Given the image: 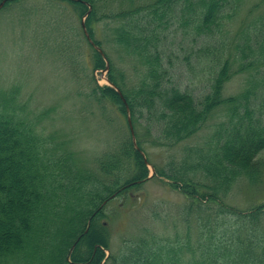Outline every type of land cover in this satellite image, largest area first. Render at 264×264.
<instances>
[{"label":"trees","instance_id":"1","mask_svg":"<svg viewBox=\"0 0 264 264\" xmlns=\"http://www.w3.org/2000/svg\"><path fill=\"white\" fill-rule=\"evenodd\" d=\"M54 2L79 20L90 8L91 41L101 49L94 29L103 22L104 41L128 59L129 75L85 37L91 71L106 70L107 61L106 80L125 103L94 79L81 99L104 118L108 104L122 116L127 106L136 140L127 125L89 165L77 135L42 130L54 108L31 109L17 86L0 90V264H264V203L242 210L225 200L236 182L258 183L264 173V13L235 31L241 0H9L0 17L44 26L52 44L69 40V16ZM236 76L240 90L225 95ZM218 115L207 137L188 143ZM145 147L181 149L152 167L189 201L179 214L185 229L144 230L106 255L104 207L148 179Z\"/></svg>","mask_w":264,"mask_h":264},{"label":"rangeland","instance_id":"2","mask_svg":"<svg viewBox=\"0 0 264 264\" xmlns=\"http://www.w3.org/2000/svg\"><path fill=\"white\" fill-rule=\"evenodd\" d=\"M33 3L44 4L45 0H33ZM53 4L60 7L65 16H69L63 19L62 25L63 28L71 29L69 40L58 37L57 43L52 44L45 39L50 38V35L44 26H33L36 23L31 22V26L26 27L17 17L5 11L0 17V90L17 86L20 88L19 97L28 99L31 109L39 111L54 108V118L44 122L42 130L46 134L56 131L69 137L77 135L75 144L81 151L80 155L89 165H93L96 154L105 151L116 139L117 133L127 129V116L117 114L108 104V117H100L96 109L84 105L81 97L89 91L93 79L100 86L107 85L106 71H91V47L81 27L86 15L79 20L65 3ZM263 13L264 0H241L231 29L235 31L243 20L256 18ZM109 25H112L110 21ZM107 33L109 30L104 28L103 22H99L94 29L95 39L103 42L101 49L113 64L129 75L131 69L128 59L120 50L107 45L104 41ZM75 54L77 58L73 61L71 58ZM179 71L182 72L183 80L189 77L184 69ZM240 87L241 76L233 77L225 85L224 94H235ZM219 117L209 121L188 143H198L207 137L211 125ZM142 133L138 127L137 134L141 136ZM145 151L151 163L149 176L152 177L137 189L113 198L104 207L105 218L102 221L108 229L111 248L105 251L106 255L111 251L118 252L124 242L135 240L144 230L170 235L174 230L181 232L185 229V225L179 222V214L189 201L178 191L172 190L167 180L157 176L152 167L163 166L171 155L179 157L181 149L145 147ZM263 157L264 152L258 159ZM225 200L242 210L264 203V173L258 183L251 184L245 179L236 182Z\"/></svg>","mask_w":264,"mask_h":264},{"label":"water","instance_id":"3","mask_svg":"<svg viewBox=\"0 0 264 264\" xmlns=\"http://www.w3.org/2000/svg\"><path fill=\"white\" fill-rule=\"evenodd\" d=\"M7 1H9V0H2V1L0 2V9L3 7L4 3L7 2ZM71 1H78V0H71ZM89 12H90V8L88 9L87 14H88ZM81 25H82V29H83V31H84V34H85L87 40H88V41L90 42V44L94 47V49H96V50L99 52V54L104 58V55H103V53H102V50H101L99 47H97L96 45H94V43L90 40V37L88 36V34H87L86 30H85L84 21H82ZM107 68H108V62L106 61V69H107ZM107 83H108V85H110L111 87H113V88L117 91L118 95L120 96V98L122 99V101L125 103V101H124V99H123V97H122L120 91L117 90V89H116L112 84H110L109 82H107ZM126 110H127V113H128V108H127V106H126ZM127 124H128V128H129V131H130L131 138H132V142L135 144V140H134V132H133V128H132V125H131V122H130L129 115L127 116ZM142 155H143V154H142ZM143 158H144V161L147 163L146 158L144 157V155H143ZM149 177H150V176H149ZM103 204H104V203H103Z\"/></svg>","mask_w":264,"mask_h":264}]
</instances>
